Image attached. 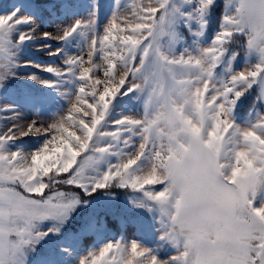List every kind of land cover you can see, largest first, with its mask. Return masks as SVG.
<instances>
[{
    "label": "snow or ice",
    "instance_id": "1",
    "mask_svg": "<svg viewBox=\"0 0 264 264\" xmlns=\"http://www.w3.org/2000/svg\"><path fill=\"white\" fill-rule=\"evenodd\" d=\"M214 3L195 0L192 11L182 13L170 0H149L147 7L142 0H126L102 34L94 32V19H78L55 36L91 34L86 53L69 57L67 68L37 66L58 76L71 73L82 83L68 111L46 125L0 127V264H21L25 247L47 234L37 230V222L63 219L81 202L78 189L91 194L113 185L141 192L140 206L159 209L164 236L176 253L161 260L135 240H115L90 251L80 264H264V111L246 126L233 115L253 85L259 89L253 108H264V0H225L220 31L209 45L165 50L181 16L203 29ZM15 16L0 15V86L14 74L18 46L34 38L35 29L15 34L17 25L32 20ZM133 24L147 27L120 55V29L130 32ZM229 48L233 59L242 52L256 60L239 71L229 63L217 74ZM114 61L117 69L110 71ZM112 88L117 90L105 95ZM133 91L144 97L143 113L115 120L108 129L112 101ZM29 134L47 139L29 154L8 149ZM65 144L75 156L40 166Z\"/></svg>",
    "mask_w": 264,
    "mask_h": 264
},
{
    "label": "rangeland",
    "instance_id": "2",
    "mask_svg": "<svg viewBox=\"0 0 264 264\" xmlns=\"http://www.w3.org/2000/svg\"><path fill=\"white\" fill-rule=\"evenodd\" d=\"M221 1L223 0H215L213 6H216ZM125 2L126 0H0V15L15 12L16 16L14 19L19 17L32 18L29 23L17 25L15 34H18L19 31L35 29L34 38L24 41L16 49L17 67L14 70V74L8 76L2 82V86H0V127L6 128L12 123H29L32 121H35L38 125H46L59 115L65 114L69 109L70 99L75 96L82 81L71 73H62L58 76L54 72H47L44 67L37 66L53 65L62 69L67 68L68 65L65 61L69 57L86 53L91 34L82 33L78 30L66 40L56 39L55 36L62 34V29L74 24L78 19H94V32L102 34L113 13L117 10L118 3L123 5ZM142 3L147 7L149 0H142ZM194 6L195 0H170V7L182 13L191 12ZM205 19L207 24L201 29L199 22L192 21L188 23L185 17L181 16L174 26L175 34L166 38V43L170 47H166L165 50L179 53L186 48L196 50L200 46L209 45L215 38L212 40L206 39L208 26L211 21L209 13H207ZM128 20L132 21L133 17L129 15ZM130 27V32L120 29L122 45L118 50L120 55H126V48L134 47L137 44L138 33L147 25L133 24ZM180 27L185 28L183 33L185 31L189 35V40L186 39L182 32H179ZM219 31L220 25L216 34ZM42 32L52 33L53 36L42 37L40 36ZM57 48H61L63 51L59 54H54ZM255 60V56H240L239 54L235 59L232 58V55L226 59L225 54V62L217 67L216 72L217 74H223L229 63L234 71H239L249 62L254 63ZM118 63V61H114L109 66V70L115 71ZM32 75H36L37 79H31ZM42 80L53 81L54 83L49 86L42 83ZM255 87L259 90L257 85ZM31 90H38L40 94L45 93L48 96L44 99H37L31 94ZM116 90V88L105 89V95L110 96ZM245 94L240 97L233 112L235 122L241 126L253 123L256 118L248 121L247 117L245 122H239L235 118L236 108H238ZM5 105L8 107L4 108ZM143 111L144 97L141 93L133 91L127 95L118 94L110 106L109 114L106 118V127L112 129L115 127L112 123L113 121L124 116H138ZM13 114L18 116V120L12 119ZM46 139L47 136L45 134H29L28 136L18 137L15 141L10 142L7 147L11 151L19 150L24 154H29L40 148ZM25 140L32 141V144L26 143ZM75 154L71 144H65L62 152H58L52 157L43 158L40 166L49 168L53 164L60 162L61 158L75 156ZM111 162H116L114 157ZM101 167L103 169L107 165L103 164ZM141 199H143V196L137 198L135 204L138 206L139 211L150 219L153 227L150 229L145 225H141L142 237L137 242L141 247L149 249L159 259L167 260L170 256L175 255L176 245L172 240L164 236L165 228L159 209L157 207L140 206L138 201ZM146 204H152V202L146 201ZM77 205L80 204L78 203ZM80 206L85 207V205ZM145 209L149 210L145 211ZM70 212L71 210L66 216H69ZM50 218L57 222L63 220L49 217L37 222V230L47 234L34 244L25 247L21 254V264H80L82 257L93 249L102 247L107 243L103 240L98 241L93 248L80 253L73 245L66 242H58L54 239L55 235H59L60 229L55 222L47 223ZM49 229L53 230L49 231ZM92 229L98 230L99 228L93 226ZM39 257L43 261L40 262L38 260Z\"/></svg>",
    "mask_w": 264,
    "mask_h": 264
},
{
    "label": "trees",
    "instance_id": "3",
    "mask_svg": "<svg viewBox=\"0 0 264 264\" xmlns=\"http://www.w3.org/2000/svg\"><path fill=\"white\" fill-rule=\"evenodd\" d=\"M224 5L225 0L216 6H211L208 10L211 18L206 35L208 40H212L219 29L224 14ZM183 30H185L184 27L179 28L180 33H183ZM183 34L189 40V35L185 31ZM232 51L233 49L229 48L226 59L232 55ZM239 55L244 56L242 52ZM39 92L31 90V94L37 99H44L48 96ZM257 92L255 85L247 91L236 108L235 118L237 121L245 122L247 117L248 121L252 120L256 117L258 110L264 111V108L259 106L256 109L253 108ZM25 142L32 144L30 140H25ZM78 191L80 193L78 198L81 201L79 204L85 205V207L77 205L61 222L50 218L47 223L58 224L60 233L54 236L55 240L73 245L80 253L93 248L101 240L107 243L120 239L139 241L142 237V226L145 225L150 229L153 227L150 219L141 213L135 204L136 199L143 196L141 192L116 185L109 189H98L91 194L83 192V189H78ZM93 226L99 229L93 230ZM38 260L43 261L40 257Z\"/></svg>",
    "mask_w": 264,
    "mask_h": 264
}]
</instances>
